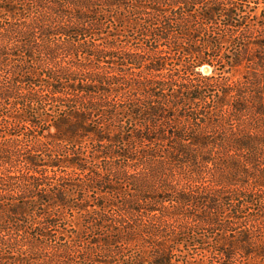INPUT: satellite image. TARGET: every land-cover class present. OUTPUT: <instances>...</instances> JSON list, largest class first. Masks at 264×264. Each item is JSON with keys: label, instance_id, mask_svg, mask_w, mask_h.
Here are the masks:
<instances>
[{"label": "trees", "instance_id": "1", "mask_svg": "<svg viewBox=\"0 0 264 264\" xmlns=\"http://www.w3.org/2000/svg\"><path fill=\"white\" fill-rule=\"evenodd\" d=\"M244 1L47 0L28 21L22 0H0V264L48 246L51 264H174L175 244L208 264H264V10ZM36 34L45 92L17 84ZM201 64L246 72L229 81ZM45 100L52 130L23 154L20 121L37 125L24 109ZM44 204L34 240L7 235L12 216Z\"/></svg>", "mask_w": 264, "mask_h": 264}, {"label": "rangeland", "instance_id": "2", "mask_svg": "<svg viewBox=\"0 0 264 264\" xmlns=\"http://www.w3.org/2000/svg\"><path fill=\"white\" fill-rule=\"evenodd\" d=\"M256 3H249L248 0L244 1L246 4H248V6H250L252 9V12H254V14L258 15L259 17L262 16V12L259 14V12L261 10H264V0H255ZM49 3L47 2V0H22V3L20 4V7L25 9L23 10L24 12V17L25 19H27L28 21H31L32 19L34 20L35 17L38 16V13H42V11H44L43 6L44 5H48ZM4 17H8L6 15V13L4 11L0 10V22H2L4 20ZM220 18V19H219ZM217 20V24H221L222 21H225L222 17H219ZM255 18V17H254ZM108 25L110 23H107ZM106 25V30H108L109 26ZM105 30V29H104ZM37 38H35L34 40L36 41V45L37 47L35 49H32V57L35 59L34 64H32V66L30 67V69L28 68L29 72H25V73H21L22 77L25 78V80L22 83H17L18 85H20V87H22L23 89H32V88H36L37 90H40L42 92H45V88H47V85L49 83V78H46L43 74L46 70V67L48 66L49 68V62L47 61L46 58H44V56H42L41 54H39L37 51L41 46H46V42L45 39L44 41H42L39 37L38 34H36ZM101 38L104 36V34L100 35ZM22 40V39H21ZM102 39H98L97 41H101ZM23 49L21 48H17L14 49L15 53H18L19 55L16 56L15 58L17 60H25L26 62H29V58L25 57L22 55L23 53ZM27 54V53H26ZM225 54H230L229 52H226L225 50ZM65 57H63L64 59ZM42 59V62L39 60ZM44 59V62H43ZM46 59V60H45ZM189 58L185 57L184 60H187ZM24 61V62H25ZM48 62V63H47ZM42 63V65H41ZM25 65V64H24ZM23 65V66H24ZM26 66V65H25ZM218 65V69L212 67L211 65L208 64H201L197 67H195V71L199 72L202 75H209V74H218L220 72L221 75L227 77L230 80H237L240 79L242 77V75L246 72L243 68V66H231L230 68L228 67H222ZM19 68H16L17 70V75L13 74L10 78L11 81L14 82V84H16L15 79L18 78L20 76V72L18 71ZM49 70V69H48ZM1 74H3V76H5L4 72H1ZM4 78V77H3ZM63 85L68 84V80H63ZM46 85V87H45ZM20 92V91H19ZM26 111H28V114L32 115V119L37 123V125H33V126H29L28 124L25 123H21V125L19 124V126H21L19 128V130H21V128H25V131H28L27 137L25 136V133L23 135V138L21 140V144H20V152H22L23 154H25V151L27 149V144L30 146L31 144H33V142L36 140L34 137H31L30 134L32 135H36L37 132L39 133V131L43 130H52V128L50 127L49 124H51L52 120V112L49 111V100H45V101H40L38 103L32 104L29 108L24 109ZM5 109H3V113H4ZM22 110H18L15 111L13 109H11V113L10 114H19L21 113ZM1 115V112H0ZM46 119V120H45ZM39 126V127H38ZM12 129V128H11ZM1 133H0V138L2 139V135L4 133H2V131H6V128L1 127L0 129ZM14 131L18 130V129H13ZM46 132V131H45ZM45 147L42 148V151ZM40 152L38 154L40 159V163H45L48 157H46L47 155L44 152ZM24 165V163L21 161L20 163H17V168L18 169H22V166ZM39 169L42 171H47L49 170V168L45 165H41L39 166ZM69 195L74 196V193L72 192V190H70L68 192ZM65 216L66 218H68V216H70L69 218H76L75 220V224H80L82 225L84 222H86V220H88V214L82 212V210H69V208H67L65 210ZM49 206L47 205H42L38 207H32L27 208L26 211L21 212L20 214L16 215V216H12L11 218L14 219V222L12 223H8L6 224L8 227H10L11 230H9V232L7 233V235H15L16 237H18L19 235L23 236V238L25 237H29L31 238V240H34V237L31 235V233H34L38 230H42L41 229V225L38 224L39 222L43 221L44 219H49ZM15 217V218H14ZM108 217V215H107ZM19 218V219H17ZM59 227L57 230L59 231V229H67L68 226H66L65 223V219H61V221L59 222ZM67 224H71L67 223ZM70 228V227H69ZM74 228V227H73ZM43 232H46V229L43 230ZM49 232V230H48ZM191 231H189L188 233L190 234ZM22 233V234H21ZM192 233L197 234V235H202L204 236L205 240H212V237L210 236L211 234L208 233V231H206L205 229H201V228H192ZM29 234V235H28ZM39 238V237H38ZM44 238V237H43ZM187 241L191 242V238L186 237ZM200 240V239H198ZM35 243H37V240H35ZM197 246V245H196ZM20 247H18L19 249ZM5 249L4 247H2V250ZM20 250V249H19ZM22 250V254L18 255V258H20V261L14 264H51V262H49V246L46 249H42L41 253H39V249L37 251H35L32 254H25L24 253V248L21 247ZM131 248L129 250V252H131ZM128 252V253H129ZM172 263L174 264H208V261L206 259L208 252H206V250H200L199 248H187L184 249V246L181 244H175L172 247ZM10 254L12 253H6L3 254V256H8V258H6L7 260L4 261V264H13L14 260L12 259V257L10 256ZM16 252H14L12 255L15 256ZM19 254V253H18ZM96 258L100 259L101 261H99V264H111V262L115 263L116 260L114 259V261L111 258H108L105 254H99L96 256ZM110 260V262H106Z\"/></svg>", "mask_w": 264, "mask_h": 264}]
</instances>
